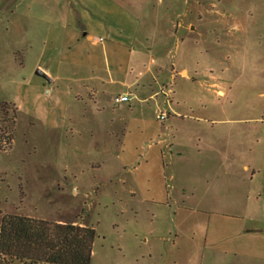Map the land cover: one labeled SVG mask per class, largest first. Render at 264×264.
<instances>
[{
	"label": "rangeland",
	"instance_id": "rangeland-1",
	"mask_svg": "<svg viewBox=\"0 0 264 264\" xmlns=\"http://www.w3.org/2000/svg\"><path fill=\"white\" fill-rule=\"evenodd\" d=\"M121 1L130 9L0 0V104L18 112L12 144L0 148V226L7 214L81 223L96 233L91 264H193L172 247L177 232L190 233L194 213L175 202L187 186L172 171L170 149L157 144L175 134L164 130L168 109L192 108L195 131L222 142L198 143L203 155L229 152L264 171V0ZM68 28L131 46L124 81L141 77L139 86L93 81L117 66L104 57L97 68L81 64V52L64 44ZM43 69L53 83L37 75ZM95 88L105 92L97 104ZM122 92L136 97L117 105ZM8 120L0 112V130ZM221 180L212 187L221 189ZM260 180L246 187L259 185V203L222 211L264 218Z\"/></svg>",
	"mask_w": 264,
	"mask_h": 264
},
{
	"label": "crops",
	"instance_id": "crops-1",
	"mask_svg": "<svg viewBox=\"0 0 264 264\" xmlns=\"http://www.w3.org/2000/svg\"><path fill=\"white\" fill-rule=\"evenodd\" d=\"M120 1L100 0L101 4L107 7L130 9L128 5L118 4ZM67 16H70L69 12ZM67 30L64 44L68 47L74 46L77 53L81 52V64L97 68L102 57L106 58L107 61L110 59L116 64V74L94 75L93 81L101 82L102 87L105 85H119L126 88L139 86L138 81L141 80V77L136 78L134 82L124 81L128 71L122 68L124 63L122 58L131 59L133 57L134 51L131 46L115 41L103 44V41L94 39V33L90 30L85 34L77 29L68 28ZM43 71L53 83L55 78L47 70L43 69ZM179 75L187 77L188 72L182 70ZM91 92L94 93L92 97L96 104L97 102L100 103L101 100L99 99L104 96L105 92L100 88H95ZM139 92L140 90L137 89L136 94ZM136 94L129 93L131 101L133 97H136ZM122 95H128V93L122 92L118 96ZM98 108L100 111L106 110L104 106ZM168 111L170 115H173V118L169 121L170 125L164 127V130L167 129L172 133L175 132V134L171 140H160L157 145L170 149L173 154L171 156L172 171L175 174L179 172L183 176L181 177L182 185L187 186V190H184V196L176 198L175 202L180 208L189 209L194 213L188 218L189 235L177 232L173 249L179 251L184 248L187 252L186 256L191 258L193 264H264V218L222 211L225 209H244L253 202L259 203L258 198H262L259 185L254 186L252 192L250 188L246 187H252L258 181L260 182V179L264 177V171L252 170L245 163L243 157L229 152H208V154L203 155L198 143H203L204 147L208 149L212 145H222L221 140L216 143L212 142L209 138L203 137L195 131L196 126L192 124L193 121L197 122L194 117L196 113L194 109L173 108L172 112L170 109ZM119 120L121 121L123 118H119ZM196 149L197 152L193 156H189L190 152ZM156 158L160 159L157 155ZM214 167L217 170L218 167H221L222 170L216 171ZM158 172L156 171V173ZM219 172H222L223 175H218ZM245 174H249V186L245 185ZM216 178L223 179L221 180L222 187L219 190L211 185V182ZM189 184H191L190 188ZM232 184L238 191L226 192L228 186H232ZM238 185H240L239 189ZM239 192L243 193L244 197L236 194ZM195 213H199V216L198 214L196 216ZM76 225L85 227L81 223ZM185 241L189 243L185 244Z\"/></svg>",
	"mask_w": 264,
	"mask_h": 264
},
{
	"label": "trees",
	"instance_id": "trees-1",
	"mask_svg": "<svg viewBox=\"0 0 264 264\" xmlns=\"http://www.w3.org/2000/svg\"><path fill=\"white\" fill-rule=\"evenodd\" d=\"M0 112L10 117V125L0 130V148L6 149L18 112L8 104H0ZM95 238L86 226L7 214L0 226V264H91Z\"/></svg>",
	"mask_w": 264,
	"mask_h": 264
},
{
	"label": "built area",
	"instance_id": "built-area-1",
	"mask_svg": "<svg viewBox=\"0 0 264 264\" xmlns=\"http://www.w3.org/2000/svg\"><path fill=\"white\" fill-rule=\"evenodd\" d=\"M114 101L116 104H126V103H129L131 101V99H130L129 95H122V96L116 97ZM158 119L162 122L165 121L166 120V114L161 113Z\"/></svg>",
	"mask_w": 264,
	"mask_h": 264
},
{
	"label": "water",
	"instance_id": "water-1",
	"mask_svg": "<svg viewBox=\"0 0 264 264\" xmlns=\"http://www.w3.org/2000/svg\"><path fill=\"white\" fill-rule=\"evenodd\" d=\"M37 75L40 76V77H42L48 83H51V81H52L50 79V77L44 71H42V70L37 71Z\"/></svg>",
	"mask_w": 264,
	"mask_h": 264
}]
</instances>
